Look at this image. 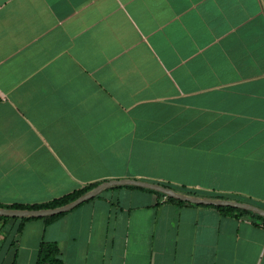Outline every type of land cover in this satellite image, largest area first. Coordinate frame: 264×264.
Instances as JSON below:
<instances>
[{
  "label": "crops",
  "instance_id": "0c3cea01",
  "mask_svg": "<svg viewBox=\"0 0 264 264\" xmlns=\"http://www.w3.org/2000/svg\"><path fill=\"white\" fill-rule=\"evenodd\" d=\"M0 97V205L132 179L264 210V0H0ZM148 190L0 219V264H264L255 213Z\"/></svg>",
  "mask_w": 264,
  "mask_h": 264
},
{
  "label": "water",
  "instance_id": "95a60500",
  "mask_svg": "<svg viewBox=\"0 0 264 264\" xmlns=\"http://www.w3.org/2000/svg\"><path fill=\"white\" fill-rule=\"evenodd\" d=\"M113 186H136L146 189H151L154 191H157L159 193H162L168 197H172L176 200L195 204V205H207V206H228L232 208H237L245 211H249L252 213H255L257 215H260L264 217V210L259 209L255 206L248 205L241 202L236 201H230V200H210V199H199L196 197H190L182 194H178L175 191H173L171 188L154 184V183H148L138 180H132V179H121V180H110L105 181L96 187H94L92 190L88 191L87 193L83 194L79 198H77L75 201L62 206L58 208L53 209H42V210H10V209H0V216L1 217H8V218H45V217H52L55 215H59L62 213H65L78 205L94 198L99 193H101L103 190L113 187Z\"/></svg>",
  "mask_w": 264,
  "mask_h": 264
},
{
  "label": "trees",
  "instance_id": "16d2710c",
  "mask_svg": "<svg viewBox=\"0 0 264 264\" xmlns=\"http://www.w3.org/2000/svg\"><path fill=\"white\" fill-rule=\"evenodd\" d=\"M101 184V183H99ZM99 184H93V185H88L80 190L74 191L72 193H69L67 195H64L62 197H59L57 199H54L48 203L45 204H41V205H0V209H10V210H42V209H53V208H58V207H62L65 206L73 201H75L77 198H79L80 196H82L83 194L87 193L88 191L92 190L94 187H96ZM129 187H133V186H129ZM148 190V189H146ZM148 191H152V192H156L153 190H148ZM159 193V192H156ZM168 201L170 202H174L177 204H189L183 201H179L176 200L172 197H168L167 196ZM209 207H213L223 213H237L239 215H246V214H250V212L245 211V210H241V209H237V208H232V207H228V206H209ZM61 214L59 215H55L52 217H45L42 218V220L47 224L52 222L53 220H55L57 217H59ZM255 217L262 219L264 221V218L253 214ZM0 219H8L6 217H1ZM32 218H23L21 219V221H26ZM36 264H62L61 260L59 259V255H58V249L56 247V245L54 243H42L40 245L38 254H37V260H36Z\"/></svg>",
  "mask_w": 264,
  "mask_h": 264
},
{
  "label": "built area",
  "instance_id": "2783aa9c",
  "mask_svg": "<svg viewBox=\"0 0 264 264\" xmlns=\"http://www.w3.org/2000/svg\"><path fill=\"white\" fill-rule=\"evenodd\" d=\"M1 98V97H0Z\"/></svg>",
  "mask_w": 264,
  "mask_h": 264
}]
</instances>
